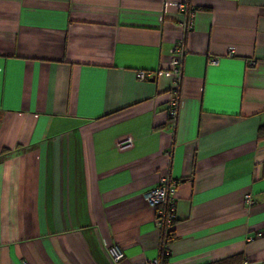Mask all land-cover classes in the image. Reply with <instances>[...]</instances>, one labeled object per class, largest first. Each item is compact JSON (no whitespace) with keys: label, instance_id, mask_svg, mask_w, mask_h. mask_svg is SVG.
Here are the masks:
<instances>
[{"label":"crops","instance_id":"obj_1","mask_svg":"<svg viewBox=\"0 0 264 264\" xmlns=\"http://www.w3.org/2000/svg\"><path fill=\"white\" fill-rule=\"evenodd\" d=\"M2 149L0 264L158 258L144 194L162 177L178 180L166 264H264V0H0Z\"/></svg>","mask_w":264,"mask_h":264},{"label":"built area","instance_id":"obj_2","mask_svg":"<svg viewBox=\"0 0 264 264\" xmlns=\"http://www.w3.org/2000/svg\"><path fill=\"white\" fill-rule=\"evenodd\" d=\"M179 8L185 12V18L183 21V34L179 37L178 41L170 50V70L174 74V82L169 90V96L166 101L165 114L167 117V123L171 130L175 128V124L178 116L179 108V92H180V73H181V62L182 57L185 53L184 47V35L193 25V9L188 4H179ZM234 51V46H230L228 49V54H232ZM208 63L212 65L219 64L218 56H209ZM248 67H252L255 62L254 60H247L246 62ZM147 77L144 71L137 72V78L139 80H144ZM132 141L130 138L127 139V142L123 144H117L118 148L123 149L130 147ZM178 185V180L173 178H160L159 182L151 189H149L144 194V199L150 206L155 208V222L160 228L164 227L163 232L171 229L175 220V211H176V188ZM245 202L249 204H254L250 194L244 196ZM253 237H248V241H252ZM113 261H118L123 253L119 248L111 249ZM145 264H159L158 258H152L145 262Z\"/></svg>","mask_w":264,"mask_h":264},{"label":"trees","instance_id":"obj_3","mask_svg":"<svg viewBox=\"0 0 264 264\" xmlns=\"http://www.w3.org/2000/svg\"><path fill=\"white\" fill-rule=\"evenodd\" d=\"M261 130H258V134L260 135ZM9 150L7 149H2L0 151V155L4 156L8 153ZM164 227L161 228V241H160V248H159V256H158V260H159V264H166L168 262V255L165 254L164 252V245H166L167 243H169L170 241L175 239V235L173 232V228L167 230L165 233L163 232ZM237 260V256H232L230 258L227 259H223V260H218L216 262H211L209 264H231L232 262H235Z\"/></svg>","mask_w":264,"mask_h":264}]
</instances>
